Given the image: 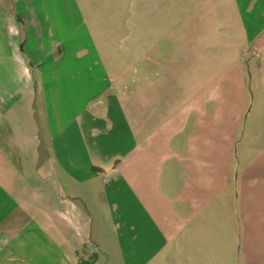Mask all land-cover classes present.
Instances as JSON below:
<instances>
[{"label":"crops","instance_id":"crops-1","mask_svg":"<svg viewBox=\"0 0 264 264\" xmlns=\"http://www.w3.org/2000/svg\"><path fill=\"white\" fill-rule=\"evenodd\" d=\"M96 1L0 0V264H264V0Z\"/></svg>","mask_w":264,"mask_h":264},{"label":"rangeland","instance_id":"rangeland-1","mask_svg":"<svg viewBox=\"0 0 264 264\" xmlns=\"http://www.w3.org/2000/svg\"><path fill=\"white\" fill-rule=\"evenodd\" d=\"M95 3L99 18L91 24V29L96 39L99 43L108 42L111 49L127 55L130 49H139L141 34L155 36L162 31V26L156 25L161 19L182 14L181 8H168L157 0H98ZM86 13L89 19L87 10ZM127 58L121 60L122 66L136 64L135 58Z\"/></svg>","mask_w":264,"mask_h":264},{"label":"trees","instance_id":"trees-1","mask_svg":"<svg viewBox=\"0 0 264 264\" xmlns=\"http://www.w3.org/2000/svg\"><path fill=\"white\" fill-rule=\"evenodd\" d=\"M94 259H96V257H95ZM84 264H85V263H84Z\"/></svg>","mask_w":264,"mask_h":264}]
</instances>
